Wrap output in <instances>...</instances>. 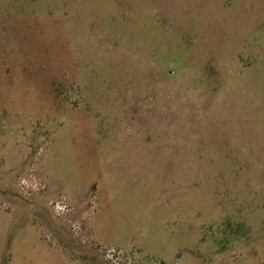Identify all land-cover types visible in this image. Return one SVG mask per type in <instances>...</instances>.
<instances>
[{"label": "rangeland", "instance_id": "rangeland-1", "mask_svg": "<svg viewBox=\"0 0 264 264\" xmlns=\"http://www.w3.org/2000/svg\"><path fill=\"white\" fill-rule=\"evenodd\" d=\"M0 264H264V0H0Z\"/></svg>", "mask_w": 264, "mask_h": 264}]
</instances>
